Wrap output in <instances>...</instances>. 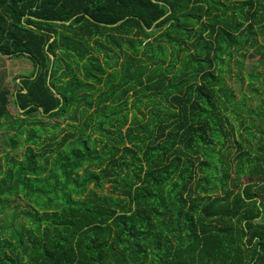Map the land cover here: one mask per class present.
I'll use <instances>...</instances> for the list:
<instances>
[{
    "label": "trees",
    "instance_id": "16d2710c",
    "mask_svg": "<svg viewBox=\"0 0 264 264\" xmlns=\"http://www.w3.org/2000/svg\"><path fill=\"white\" fill-rule=\"evenodd\" d=\"M260 38L264 0H0V58L32 64L0 86V212L27 205L0 264H264L262 119L230 185L224 79L254 48V84Z\"/></svg>",
    "mask_w": 264,
    "mask_h": 264
},
{
    "label": "rangeland",
    "instance_id": "374dc122",
    "mask_svg": "<svg viewBox=\"0 0 264 264\" xmlns=\"http://www.w3.org/2000/svg\"><path fill=\"white\" fill-rule=\"evenodd\" d=\"M263 43L264 41L262 38L259 40V44ZM239 53H244V58L239 57ZM252 53H254V48H248L247 50H238V52H233L232 59L227 62L228 67L230 69V72H224V79L229 86V88L232 90L234 94V101H242V98L245 99V106L251 110L258 111V115L250 114L246 115L247 108H243L241 110L242 119H234L232 118V115H229L228 119V127L233 131L232 135L228 139V144L231 145L230 153L228 154L227 161L231 165L230 170V185L233 181V179L236 178L235 175V159L234 154L237 153L235 151L236 144L235 138L239 131L244 134L245 137H248L245 131L243 130V127L247 124L248 120L254 119V122L257 123L255 120L262 119L261 127L258 126L252 127L251 131L254 133L255 140L250 141V146L252 148H255L256 144L255 141L258 140H264V69H262L261 66H257L255 70L258 72V77L254 81L253 85L249 84V79H247L246 73L249 71L250 66L253 65V59L256 57H252ZM235 60L238 61V64L235 62ZM32 70V64L31 62L24 58H7V57H1L0 58V86L7 85L9 88H14L15 79L18 81L20 78L17 76L20 75H29V73ZM252 87L256 90H252ZM230 106H228L229 109ZM239 110V109H235ZM8 113L12 116H16V108L12 105L8 106ZM43 119V118H42ZM45 121H49L50 123L53 122V120L44 118ZM60 120H58L59 122ZM242 122L240 127L238 125ZM64 124V123H63ZM62 124V126H63ZM259 125V124H258ZM124 129V128H123ZM65 132H61L55 141L60 139V137ZM2 134L5 135H11L12 130L9 128V122L8 120H5L4 117L0 116V136ZM3 147V145H1ZM7 152L10 155H14L16 158H21V155L23 153L22 146H18L16 148V151H11L10 149L7 150ZM4 153H0L1 159L4 161L3 158ZM246 180L245 178L241 179V181ZM105 189H109L108 184L105 185ZM9 207L4 208L2 213L0 212V225L8 224V223H15L17 225L18 222H24L26 220V216L24 212L27 210V205L24 200L21 198H10ZM6 231H9L6 229Z\"/></svg>",
    "mask_w": 264,
    "mask_h": 264
},
{
    "label": "water",
    "instance_id": "95a60500",
    "mask_svg": "<svg viewBox=\"0 0 264 264\" xmlns=\"http://www.w3.org/2000/svg\"><path fill=\"white\" fill-rule=\"evenodd\" d=\"M18 81H19V79H18Z\"/></svg>",
    "mask_w": 264,
    "mask_h": 264
}]
</instances>
